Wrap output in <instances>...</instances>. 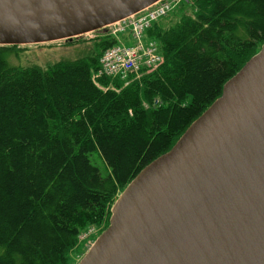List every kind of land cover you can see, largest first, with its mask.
<instances>
[{"label": "trees", "instance_id": "trees-1", "mask_svg": "<svg viewBox=\"0 0 264 264\" xmlns=\"http://www.w3.org/2000/svg\"><path fill=\"white\" fill-rule=\"evenodd\" d=\"M192 7V17L148 30L164 62L127 85L92 80L102 53L117 43L110 36L46 69L11 66L20 47H0V264H68L78 236L108 227L124 188L264 43V0H194Z\"/></svg>", "mask_w": 264, "mask_h": 264}, {"label": "water", "instance_id": "water-1", "mask_svg": "<svg viewBox=\"0 0 264 264\" xmlns=\"http://www.w3.org/2000/svg\"><path fill=\"white\" fill-rule=\"evenodd\" d=\"M160 0H0V47L72 41ZM78 264H264V43L119 194Z\"/></svg>", "mask_w": 264, "mask_h": 264}, {"label": "built area", "instance_id": "built-area-1", "mask_svg": "<svg viewBox=\"0 0 264 264\" xmlns=\"http://www.w3.org/2000/svg\"><path fill=\"white\" fill-rule=\"evenodd\" d=\"M188 0H160L151 7L126 20L107 28L108 34L116 37L129 32L133 45H118L105 50L99 60V69L92 74V80L101 77L124 79L151 72L163 64L164 58L157 41L147 36L154 24L166 18L178 3Z\"/></svg>", "mask_w": 264, "mask_h": 264}, {"label": "rangeland", "instance_id": "rangeland-1", "mask_svg": "<svg viewBox=\"0 0 264 264\" xmlns=\"http://www.w3.org/2000/svg\"><path fill=\"white\" fill-rule=\"evenodd\" d=\"M193 1L188 0L187 3H178L173 7L172 12L165 18L160 20L159 24L162 28L171 27L186 17L194 15ZM102 37H108L105 32L97 31L89 35H84L74 39L72 42H57L52 44H42L33 46H22L19 49L18 57L9 56L8 62L11 66H39L46 69L48 66L63 61L73 60L82 57L91 49L96 40ZM117 44L130 47L133 41L129 32L119 33L116 36ZM90 54H92L90 52ZM92 163L99 169L102 176L106 175V167L103 161L95 154L90 157ZM103 231L99 228L88 227L80 234L78 245L68 255V264H78L83 255L87 252L93 241Z\"/></svg>", "mask_w": 264, "mask_h": 264}, {"label": "bare ground", "instance_id": "bare-ground-1", "mask_svg": "<svg viewBox=\"0 0 264 264\" xmlns=\"http://www.w3.org/2000/svg\"><path fill=\"white\" fill-rule=\"evenodd\" d=\"M74 40V39H73ZM72 40V41H73ZM72 41H69V42H72ZM66 42H68V41H66ZM97 72V71H96ZM149 73V72H148ZM148 73H144V74H142V75H139V76H128V77H126V78H124V79H120V78H114V79H119V80H121L122 82H124V85H127L130 81H132V80H134V79H137V78H139V77H141V76H143V75H145V74H148ZM159 104V102L156 100V101H154V105H158ZM79 239H80V235L78 236V241H79Z\"/></svg>", "mask_w": 264, "mask_h": 264}]
</instances>
